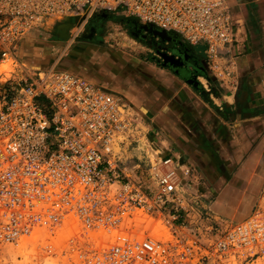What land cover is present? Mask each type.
<instances>
[{
    "label": "built area",
    "instance_id": "obj_1",
    "mask_svg": "<svg viewBox=\"0 0 264 264\" xmlns=\"http://www.w3.org/2000/svg\"><path fill=\"white\" fill-rule=\"evenodd\" d=\"M98 12L202 44L208 71L234 87L225 0H0V62L32 30ZM1 77L0 245L43 243L73 264L264 260V212L212 219L191 194L190 167L149 141L119 97L54 69L21 76L16 88Z\"/></svg>",
    "mask_w": 264,
    "mask_h": 264
},
{
    "label": "crops",
    "instance_id": "obj_2",
    "mask_svg": "<svg viewBox=\"0 0 264 264\" xmlns=\"http://www.w3.org/2000/svg\"><path fill=\"white\" fill-rule=\"evenodd\" d=\"M225 2L235 23L228 47L236 68L234 87L216 80L191 49L196 45L179 38L181 60L192 66L202 96L147 46L109 41L98 22L77 34L87 39L66 46L58 25V39H46L51 45L38 38L40 30H32L21 41L31 46L22 61L32 71L67 72L119 97L144 124L149 141L190 167L187 183L206 213L218 222H240L264 212V0ZM90 25L98 32L89 34Z\"/></svg>",
    "mask_w": 264,
    "mask_h": 264
},
{
    "label": "rangeland",
    "instance_id": "obj_3",
    "mask_svg": "<svg viewBox=\"0 0 264 264\" xmlns=\"http://www.w3.org/2000/svg\"><path fill=\"white\" fill-rule=\"evenodd\" d=\"M108 13V12H106ZM109 17H106L103 26V30L101 34L103 36H110L109 41L111 42H125V43H136L138 46L142 48H150V50L154 53V47L143 43L141 41H137L134 38H132L129 35V29L124 23V21L127 19V17H123L120 15L116 14H110L108 13ZM92 21L97 23L96 20V15L91 16L89 19H87L79 28H77V31L75 32L74 27L73 30L75 32V38L79 37L77 34L81 31L84 30L83 26L88 25V23ZM66 20L61 19V21L56 22L53 26H50L48 28H41L39 34L41 37H38L41 39L42 42L48 43V45H51L50 43L51 38L55 37L58 39L57 34H55V27L56 25H59L61 23H65ZM77 27V26H76ZM75 27V28H76ZM83 28V29H82ZM55 30V31H54ZM86 30V29H85ZM56 31V32H57ZM72 31V29H71ZM72 32V33H74ZM30 33V32H29ZM29 33H27L22 39L17 41L16 43L13 44L9 60L3 65V74H0L1 80L10 78L9 81V87L16 88V82L21 76H26L32 72V69L28 67L24 60V53L25 49L23 48V40L25 38H29ZM72 34H69L71 36ZM26 38V39H27ZM71 39V38H70ZM46 40V41H45ZM69 39L67 38L64 42H62L65 46L68 44ZM75 40L74 38L70 40L69 43ZM145 41H149V39H145ZM59 45L62 44L60 41H58ZM22 44V45H21ZM55 45V44H54ZM20 46V48H19ZM47 46V45H46ZM165 46V45H164ZM163 46V47H164ZM28 47V46H27ZM29 46L28 48H30ZM43 47V46H41ZM22 48V49H21ZM50 49V48H49ZM147 49V48H146ZM195 55L202 61L205 58V53H204V46L201 44L196 45L195 47L191 48ZM20 50V51H19ZM51 50V49H50ZM60 50V49H58ZM162 50V49H161ZM64 52V51H63ZM23 62V63H22ZM23 64V65H22ZM9 93H11V90H9ZM143 125V129L145 130L144 124L141 122ZM146 135L148 134V131H146ZM148 138V137H147ZM192 190V188H191ZM193 195V191L191 193ZM262 214V213H261ZM226 225H229L234 222H223ZM45 244L40 243V244H27V241L21 242V244L17 245H0V264H73V254L70 252H64V250L60 251L57 249H51L47 250L46 248H43ZM245 264V263H242ZM249 264V263H248ZM250 264H264V260H256L255 262H252Z\"/></svg>",
    "mask_w": 264,
    "mask_h": 264
},
{
    "label": "water",
    "instance_id": "obj_4",
    "mask_svg": "<svg viewBox=\"0 0 264 264\" xmlns=\"http://www.w3.org/2000/svg\"><path fill=\"white\" fill-rule=\"evenodd\" d=\"M106 17H108L107 13L103 12L96 16V20L100 24ZM78 21L79 18L72 17L69 23L77 24ZM124 23L128 27L129 35L132 38L143 43H145V39H149L151 46L154 47V54L162 60V65L171 69L177 77L203 96L204 92L202 91L200 85L194 80L195 78L193 76L192 66L182 62L181 60L180 55L184 51V44L180 41L178 34L160 30L151 25L140 24L133 18H127ZM97 27L99 28L100 26L98 25ZM86 30L89 34L95 31L98 32L95 25L88 26ZM64 31L65 30L58 31L59 36L62 39L69 38ZM74 39L84 40L87 39V36L85 33H82L79 37ZM164 45L165 48L163 47ZM163 48L164 50H161Z\"/></svg>",
    "mask_w": 264,
    "mask_h": 264
},
{
    "label": "bare ground",
    "instance_id": "obj_5",
    "mask_svg": "<svg viewBox=\"0 0 264 264\" xmlns=\"http://www.w3.org/2000/svg\"><path fill=\"white\" fill-rule=\"evenodd\" d=\"M74 17H76V16H74ZM72 17H70V18H68V19H66V22L65 23H61V24H59L58 26H57V28L56 29H58V31H60V30H66L69 34H72L71 36H69V41H68V44H69V42H70V40L71 39H73V38H75V32L77 31V28H79L85 21H86V17H83V18H79V21L77 22V24H73V23H69L70 22V19H71ZM78 18V17H77ZM59 21H61V20H59ZM77 26V27H76ZM73 27H74V30H75V32H74V30H73ZM76 27V28H75ZM71 29H72V31H71ZM55 31V30H54ZM66 32V33H67ZM72 32H74V33H72ZM39 33V32H38ZM72 36H74L73 38H71ZM32 37V36H31ZM71 38V39H70ZM73 42V41H72ZM155 42V41H154ZM27 44H30V41L29 40H27V41H24V43H23V48L25 49V52L27 53V51L30 49V48H28L26 45ZM36 45V44H35ZM19 48H20V46H19ZM22 49V48H21ZM32 49H34V48H32ZM37 49V48H36ZM20 51V50H19ZM29 52V51H28ZM31 52H32V50H31ZM35 60H36V62H39L36 58H34ZM7 60H9V58H6V60H4V61H2V62H0V74H3V65L7 62ZM44 60V59H43ZM44 62H46L45 60H44ZM19 244H21V242L19 243Z\"/></svg>",
    "mask_w": 264,
    "mask_h": 264
},
{
    "label": "flooded vegetation",
    "instance_id": "obj_6",
    "mask_svg": "<svg viewBox=\"0 0 264 264\" xmlns=\"http://www.w3.org/2000/svg\"><path fill=\"white\" fill-rule=\"evenodd\" d=\"M90 24H93V23H96V21L95 22H92V21H90L89 22ZM97 24V23H96ZM146 44H149V45H151V43H150V41L148 42V41H144Z\"/></svg>",
    "mask_w": 264,
    "mask_h": 264
}]
</instances>
